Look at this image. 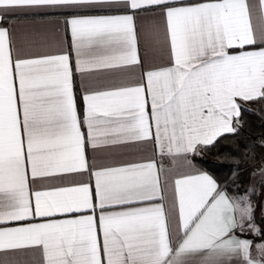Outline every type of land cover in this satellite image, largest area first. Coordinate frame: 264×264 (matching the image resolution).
Instances as JSON below:
<instances>
[{"label": "snow or ice", "instance_id": "snow-or-ice-1", "mask_svg": "<svg viewBox=\"0 0 264 264\" xmlns=\"http://www.w3.org/2000/svg\"><path fill=\"white\" fill-rule=\"evenodd\" d=\"M257 188L264 0H0V264H264Z\"/></svg>", "mask_w": 264, "mask_h": 264}, {"label": "rangeland", "instance_id": "rangeland-1", "mask_svg": "<svg viewBox=\"0 0 264 264\" xmlns=\"http://www.w3.org/2000/svg\"><path fill=\"white\" fill-rule=\"evenodd\" d=\"M257 204L264 205V190L257 188ZM257 219H260L259 212H257Z\"/></svg>", "mask_w": 264, "mask_h": 264}, {"label": "trees", "instance_id": "trees-1", "mask_svg": "<svg viewBox=\"0 0 264 264\" xmlns=\"http://www.w3.org/2000/svg\"><path fill=\"white\" fill-rule=\"evenodd\" d=\"M252 119V123L254 124V126L256 127V129H257V135H258V132H259V128H260V124H259V121H258V119L257 118H255V117H252L251 118ZM212 162H215V161H212ZM255 201H257V195L255 196Z\"/></svg>", "mask_w": 264, "mask_h": 264}]
</instances>
